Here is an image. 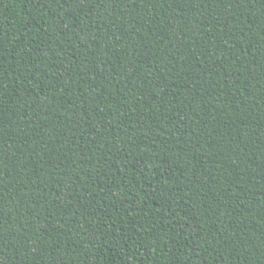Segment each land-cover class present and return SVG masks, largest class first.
I'll use <instances>...</instances> for the list:
<instances>
[{"label": "trees", "instance_id": "obj_1", "mask_svg": "<svg viewBox=\"0 0 264 264\" xmlns=\"http://www.w3.org/2000/svg\"><path fill=\"white\" fill-rule=\"evenodd\" d=\"M0 264H264V0H0Z\"/></svg>", "mask_w": 264, "mask_h": 264}]
</instances>
